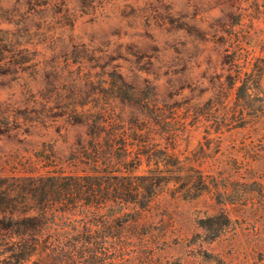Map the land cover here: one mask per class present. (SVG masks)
<instances>
[{"label":"rangeland","instance_id":"374dc122","mask_svg":"<svg viewBox=\"0 0 264 264\" xmlns=\"http://www.w3.org/2000/svg\"><path fill=\"white\" fill-rule=\"evenodd\" d=\"M93 145L152 195L54 202L0 264H264V0H0V197L38 214Z\"/></svg>","mask_w":264,"mask_h":264},{"label":"trees","instance_id":"16d2710c","mask_svg":"<svg viewBox=\"0 0 264 264\" xmlns=\"http://www.w3.org/2000/svg\"><path fill=\"white\" fill-rule=\"evenodd\" d=\"M239 79V76L236 80ZM236 80L234 82H236ZM117 136L116 134L112 135ZM126 147V146H125ZM92 150L98 155L93 159L94 168L92 172H86L82 175H62L52 174L47 177L51 182L46 188L47 197L44 200L38 214H14L16 206L14 204V196L10 193H4V197H0V210L8 211L9 214H3L0 217V231H7L14 235L17 240L14 244L17 250L32 248L36 250L38 243L44 240V236L51 237L50 230V212L53 203L62 205L63 201L68 200L72 208H80L84 217L98 212L104 202L114 197L120 199L123 203H135L140 200V196L145 190L146 195H152L153 182L150 180L145 183L143 177L135 174L134 170L127 173L117 171L101 170L100 162L105 164L103 156L100 155L101 150L93 145ZM126 152L127 149L124 148ZM139 159V156H135ZM68 180V183H62ZM152 185V186H151ZM151 192V193H150ZM21 203V202H20ZM62 209H68V205H62ZM79 210V209H78ZM12 211V212H11ZM5 213V212H3ZM23 213V212H22ZM39 218L37 221L36 218ZM92 225L86 226L84 233L89 235L92 233ZM30 237L32 244L28 246L24 241V237ZM14 249V247L12 248Z\"/></svg>","mask_w":264,"mask_h":264}]
</instances>
